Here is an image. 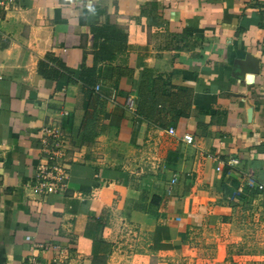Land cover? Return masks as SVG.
<instances>
[{
    "label": "crops",
    "instance_id": "crops-1",
    "mask_svg": "<svg viewBox=\"0 0 264 264\" xmlns=\"http://www.w3.org/2000/svg\"><path fill=\"white\" fill-rule=\"evenodd\" d=\"M50 126L68 186L44 195ZM247 176L264 184V0L0 13V264H134L132 228L154 255L188 252L192 231L239 229L244 203L264 219V190L238 193Z\"/></svg>",
    "mask_w": 264,
    "mask_h": 264
},
{
    "label": "rangeland",
    "instance_id": "rangeland-1",
    "mask_svg": "<svg viewBox=\"0 0 264 264\" xmlns=\"http://www.w3.org/2000/svg\"><path fill=\"white\" fill-rule=\"evenodd\" d=\"M245 210L246 203L237 215L239 229L234 227L222 231V234L209 229L192 231L188 252L166 257L154 255L149 235L136 231V228L131 232L124 231L131 238V246H125V252L137 256L134 264H264V227L260 229L264 219L260 215L245 213ZM215 233L219 238L214 236Z\"/></svg>",
    "mask_w": 264,
    "mask_h": 264
},
{
    "label": "built area",
    "instance_id": "built-area-1",
    "mask_svg": "<svg viewBox=\"0 0 264 264\" xmlns=\"http://www.w3.org/2000/svg\"><path fill=\"white\" fill-rule=\"evenodd\" d=\"M19 0H0V13L7 12L18 6ZM130 108L133 107V100L130 98L127 101ZM169 133L175 135V130L170 129ZM40 138L44 144V152L47 162L41 164L35 175L34 189L44 195L51 193H57L66 189L68 186V173L66 168L61 163V158L64 155V148L66 146V137L63 134L59 126H50L42 129ZM184 142L192 144L194 138L191 134H185L182 136ZM227 164L234 166L238 164V160L230 159ZM217 170H221V167H217ZM249 187L255 190L263 191L264 184L256 181L253 177L247 176L245 181L241 183L238 188V193H243L245 187ZM30 241L31 237H27ZM31 264H37L35 259L31 260Z\"/></svg>",
    "mask_w": 264,
    "mask_h": 264
},
{
    "label": "trees",
    "instance_id": "trees-1",
    "mask_svg": "<svg viewBox=\"0 0 264 264\" xmlns=\"http://www.w3.org/2000/svg\"><path fill=\"white\" fill-rule=\"evenodd\" d=\"M243 193H244V192H243ZM243 193H239V194H241V195H242Z\"/></svg>",
    "mask_w": 264,
    "mask_h": 264
}]
</instances>
